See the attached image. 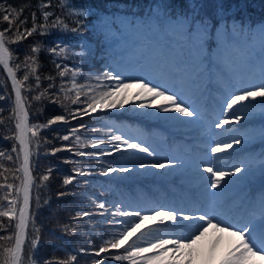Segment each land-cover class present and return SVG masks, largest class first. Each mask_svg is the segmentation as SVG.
<instances>
[{"label": "trees", "instance_id": "obj_1", "mask_svg": "<svg viewBox=\"0 0 264 264\" xmlns=\"http://www.w3.org/2000/svg\"><path fill=\"white\" fill-rule=\"evenodd\" d=\"M0 4L11 5L22 13L19 19L25 20V23L20 27V31L33 27V14L37 26L51 25L57 16L68 24V29L49 26L19 41H16L13 35L15 28L6 33L7 46L11 54L10 66L16 78L21 81V96L29 114V126L43 125L38 127L37 136L30 144V170L33 177L30 209L34 214L32 218L35 227L39 229L40 237L34 259L37 264H44L46 260L53 261V264L61 260L67 264H92L94 258L100 259V264H129L128 261L113 259L115 255L122 253L121 249H109L107 253L95 257V250L103 246L105 241L112 239L114 233H118L116 221H121L122 215L115 207L116 199L121 200L122 195L125 197L129 195L124 192L128 190L126 186L118 188L114 181L104 178L100 173L113 165L130 167L136 163L133 158L135 155L146 152L128 145L124 146V140L130 141V144L140 142L131 137V131L127 126L128 117L122 112L115 114L100 111L94 115L84 113L73 118V115L82 114L76 110L86 108V104L73 103L75 93L61 91L62 81L70 80L71 71L61 78L59 76L61 69L56 66L60 65L63 68L67 65L69 70L80 68L76 83L91 87L98 83H115L95 79L101 76L106 68L127 77V73H123L109 60V57L114 58L115 55L118 58L119 51L127 43L117 46L110 40H105L99 27L101 21L107 22L110 27L115 21L111 31L115 33L116 40L119 37L134 39L142 33L151 34L155 30L164 38L182 35V39L185 40L183 36L185 27L191 25L195 28L199 21L207 20L211 33L208 40L212 47H206L210 50L216 45L217 30H223L225 27L231 29L233 26L246 27L251 30L247 39L253 40L251 45L258 53L262 39L259 29L264 26V0H71V5L89 12L88 15L80 17L83 20L82 30L76 32L71 31L76 25L68 18L67 9L62 10L57 6L59 0H0ZM43 11L50 13L47 21L44 20ZM8 27V22L3 21L0 14V31ZM116 27L121 31L116 32ZM56 45L61 47L68 45L72 52H82L83 56L68 54L56 56L48 51ZM33 46L40 49L35 54L31 52ZM32 55L36 57L35 75H32L30 69L25 66L33 63L31 60H25L26 56ZM26 73L29 74L27 81L24 80ZM65 87H71V84L67 83ZM138 91L133 84L123 92H118L114 99L121 103L125 96L130 109L145 111L152 117L171 113L154 106L150 107L152 101L143 96H136L135 93ZM66 95L68 99H65ZM0 97H2L0 152L4 153V156L0 157V164L3 165L0 167V172L3 173L0 175V185L5 183L4 176L8 177V183L18 185L23 178V172L15 171L22 163V156L20 162L16 159L19 142L14 138L16 119L13 109L16 95L3 65H0ZM86 99L84 96L80 97L81 101ZM245 105L246 108L244 107L242 112H248L252 108L264 109V97L245 101ZM57 115H64L65 120L48 124V121ZM80 125L85 127L81 128ZM73 129L76 131L73 132ZM77 135L81 138L79 142L76 141ZM64 136H68L69 139L63 140ZM113 137L121 139L108 143ZM95 139L103 143L98 145L89 143ZM115 144H119L120 147L116 149ZM13 145L17 147L16 152L12 151ZM55 149L59 151H54ZM81 152L85 155L81 156L79 154ZM8 156H11L12 160H9ZM77 168L82 171L76 172ZM42 176L48 178L41 180ZM69 176H74L75 179L65 184V178ZM7 192L6 187L0 189V204L4 207H7V201L2 197ZM12 196L14 191L9 195V199ZM100 203L104 204V208L99 207ZM84 212L89 215L83 216ZM0 221L8 224L6 217H0ZM12 231V228H8L7 231L0 229V236L6 237ZM29 234L32 235L31 225ZM4 243L0 241V244ZM70 256L76 259L70 261L68 259Z\"/></svg>", "mask_w": 264, "mask_h": 264}, {"label": "snow or ice", "instance_id": "obj_2", "mask_svg": "<svg viewBox=\"0 0 264 264\" xmlns=\"http://www.w3.org/2000/svg\"><path fill=\"white\" fill-rule=\"evenodd\" d=\"M57 6L61 7L62 10L67 9L68 18L72 19L75 23L76 27L72 28L71 31L76 32L82 30L81 25L83 24V20L80 17L88 15L89 12L87 10L71 5V0H59ZM41 7L43 8L44 6L41 5ZM0 14H2V20L8 22L9 25L8 28L0 31V65H3L4 69L8 72L16 95L13 111L16 119L14 138L19 142L17 162H20V156L22 154V163H20V167L15 169V171L23 172L22 179L17 177V179H20L18 185L8 183L7 176H4L5 183L0 185V189L5 187L8 189V192L2 197L3 200L7 201V207L0 204V217H6L8 224L5 225L3 221H0V229L5 231L8 228L13 229L8 236H0V241L5 242L4 244H0V264H37L34 256L40 237L39 229L35 227V221L32 218L34 214L30 209L31 189L33 187V177L30 170V144L33 138L37 136L38 127H43V125L29 126V114L21 96V81L16 78L15 72L9 66L11 54L7 46L8 37L6 33H9L15 28L13 35L15 40L19 41L28 35H32L37 30H45L49 26L68 29V24L60 16H57L51 25L42 24L37 26L35 24V14H33V27L20 31V27L25 23V20L19 19V15L22 14L21 12H18L11 5L0 4ZM49 16L50 13L48 11H43L45 21L48 20ZM114 26L115 21L112 22L111 27ZM99 27L105 40L116 43L115 33L111 31V27L107 22L101 21ZM115 31L120 32L121 29L116 27ZM250 31L246 27L236 26H233L231 29L225 27L223 30H217L214 55L204 54L205 46L208 48L212 47L211 42L208 40L211 33L210 24L207 20L199 21L198 26L195 28L188 25L185 27L183 33L186 42L190 45L188 54L192 63L202 65L207 61L210 66L207 70L209 75H211L213 69L227 75L233 66V54L241 52L242 49H247V52L241 57V63L249 69L254 67L259 69L260 81L258 84L246 85L239 88L236 94H230V98H225L224 107L221 111L232 116L235 120L241 119L235 113L244 110L246 106L244 105L245 101L254 100L256 97H264V26H261L259 29L262 39L258 53L248 43L247 37ZM39 50L37 46L31 48V52L34 54ZM48 51L56 56L65 54L83 56L82 52H72L68 45H64L63 47L56 45L48 49ZM25 60H31L33 62L25 66L30 69L32 75H35L37 70L35 66V55L26 56ZM56 67L61 69L59 71L61 78L67 76L69 71H71L70 80L62 81L61 91L66 93L74 92L75 99L73 103L82 102L86 104V108L76 110L79 113L94 112L97 108L123 107V103H117L114 97H116L118 92H123L134 84L139 89L135 95L143 96L145 99L151 100L150 107L154 106L165 112L174 111L189 117L196 115L194 110L189 111L190 106H185L186 101L181 94L175 92L172 88L166 87L164 84H155L154 86L153 82L147 80L146 77L128 78L119 72L109 71L106 68L105 72L101 76L95 77V79L101 82L108 80L114 81L115 83H98L95 87H91L76 83V77L80 73V68L76 67L69 70L67 65H64L63 68L60 65ZM195 75L200 77L203 75V72L197 71ZM28 79L29 74L26 73L24 80L27 81ZM37 80H39L38 76ZM67 83H70L71 87H65ZM81 96L87 99L81 101ZM68 98L66 95L65 99ZM35 99H39V97H35ZM238 105L241 107L238 108ZM73 118H75V115H73ZM63 120H65L64 115H57L49 120L48 124ZM229 123L231 121L227 119L219 120L215 126L221 128L223 125ZM80 127L84 128L85 126L80 125ZM75 131L73 129V132ZM29 133H31V136H29ZM62 139L67 141L69 137L64 136ZM80 139V136L77 135L76 141L79 142ZM120 139V137H113L108 143H113V141ZM240 142L236 138H232V143L228 144L216 142L215 146L211 147V152L214 154L224 152L225 149L231 148L234 144H239ZM89 143L98 145L103 143V141L95 139L89 141ZM123 143L133 149H139L152 155V152L140 143H132L129 145L127 140H124ZM114 147L118 149L120 145L115 144ZM12 151H17L16 145H13ZM54 151H59V149H55ZM79 154L81 156L85 155L83 152ZM2 156H4V153L0 152V157ZM8 159L12 160V157L8 156ZM155 166L164 167L162 164ZM0 167H3V165L0 164ZM140 167L143 168L145 165L141 164ZM127 170L123 168L119 169V171ZM205 170L210 174L205 178V182L206 184H210L212 189H219L225 177H231L235 173L242 171L240 167L235 166L231 172L221 171L219 168L214 169L212 167H206ZM75 171L79 173L82 169L77 168ZM106 171L115 172L117 169L109 166ZM243 171L248 172L249 167L244 166ZM0 175H3V173L0 172ZM47 178V176H42L41 180H46ZM74 179V176H69L65 178L64 183L69 184ZM13 191L14 196L9 199V195ZM99 207L104 208V204L100 203ZM116 208L120 215L132 218L131 223L125 227L124 231L114 233L112 239L105 241L103 246L95 250V257H100L101 253H107L109 249H121L122 253L115 255L113 259L116 261H128L129 264H193V257L197 254V249L193 245L204 235L210 226L218 233L227 232L230 238L227 249L222 252L216 253L215 244L209 250L210 257L215 254L216 264H264V189L261 190L258 200L253 204L251 210L247 211V214L240 215L235 219L231 216L222 218L224 217V213L216 212L215 210L211 212L203 211L202 213L197 210L196 215L190 216L185 215L183 210H177L175 208L164 210L161 207L153 215H142L140 211L120 212V205H116ZM82 215L88 216L89 213L84 212ZM181 220L188 221L189 223L182 224ZM196 221H199V223H196ZM116 222L121 223L120 221ZM165 222L169 223L166 224ZM153 224L156 226H153ZM30 225L31 236L29 234ZM169 228H178L180 231H169ZM66 230L72 229L66 228ZM216 240L218 241L219 237ZM142 244L144 246H141ZM68 259L74 261L76 257L70 256ZM44 264H53V261L46 260ZM57 264H67V262L61 260L57 261ZM92 264H100V259L94 258Z\"/></svg>", "mask_w": 264, "mask_h": 264}, {"label": "rangeland", "instance_id": "obj_3", "mask_svg": "<svg viewBox=\"0 0 264 264\" xmlns=\"http://www.w3.org/2000/svg\"><path fill=\"white\" fill-rule=\"evenodd\" d=\"M127 38L128 37H119L115 45H124ZM184 41L182 40V35L171 36L166 40L156 32L150 37H136L132 39V41L129 39L127 42L128 46L123 47L119 52L120 62H123L124 65H128L129 71L130 69L137 71L149 81L156 84H164L166 87L174 89V91L181 94L186 101L185 106H190L189 111L194 110L196 115L189 117L176 112L180 115L176 120H171L167 116L151 119V116L145 111H142V113L144 112L146 115H142L139 111L130 109L128 100L125 96L121 100L123 107L104 108L116 113L122 112L123 114L135 116L137 121L135 123L128 122L127 126L141 137H139L140 142L146 143L149 150L153 149L152 155L148 153H139L135 155L133 158L136 160V163L130 168L113 166L112 168L117 169L115 172L117 174L108 172L107 176L114 181L116 187L119 188L128 183L130 184V188L134 190H138L134 185V181L138 182L140 180V183L144 185L150 178L154 179L158 177V179H154L151 184H160V190L166 192L168 191L167 187L171 185L168 179H174L173 184H177L179 188L184 186L175 181H180L177 175L179 172L190 170L192 174L205 180V178L210 175L205 170L206 167H212L214 169L219 168L221 171L225 172H231L234 166L240 167L242 169L241 172L235 173L231 177H225L224 181H222V186L219 187V189L213 190L217 194L222 187H226L229 185V182H232L234 186L227 195L231 196L233 194L235 195L239 188L245 184V186H247V206L251 209L253 204L258 200L261 190L264 189V179L259 183L258 187H255L253 183V180L258 176L261 175L264 177V135H262V133H264V110H253L252 108V110L244 114H240L239 111H237L235 114L240 116L241 119L235 120L232 116L223 113L221 109L224 107L225 98H230V94H236L239 88L246 85L257 84L260 76L259 71H257L255 75H252L250 71L245 70V66L241 63V57L243 56L242 49L241 52L233 54V66L232 69L228 71L227 75L216 73V70L213 69V75L216 74L214 76V88L210 81H198L195 71L198 69L199 65L192 63L188 54L190 45ZM117 61L119 60L111 58V62L114 64H119ZM185 68L188 70L186 71ZM203 77L204 76H202V79ZM211 107L213 108L212 113L209 111ZM237 107L239 108L241 106L238 105ZM247 109H249V106H247ZM91 112L89 111L86 113ZM81 115L83 114L77 115L75 118ZM209 116L212 118L209 119ZM224 119L231 121V123L217 128L215 126L216 123ZM189 120L196 122V125L193 128L194 131L188 135L184 134L189 130L185 129L183 127L184 125L178 127V129L169 126V128L176 133L174 137H169L175 142H179L180 140L178 145L171 146V144L160 142L159 136L162 138V132H164V129L161 127L170 124L171 121L184 124ZM146 123H148V129L144 125ZM141 125H143V127ZM150 133L157 138L160 145L159 148L150 141ZM193 136L199 137L201 141L194 140ZM232 138L239 139L241 142L239 144H234L231 148L225 149L224 152L215 154L211 152V147L215 146L216 142L228 144L232 143ZM190 139H192V142ZM190 144L192 146L191 148L183 149V147H189ZM197 145L204 148L195 149L194 147ZM178 146H181V148H178ZM178 149L183 150L178 151ZM229 159L230 161H228ZM184 161L189 162V164H187V167L181 168L179 164ZM141 164L145 165V167L141 168ZM157 164H162L164 167H156L155 165ZM244 166L249 167L248 172L243 171ZM122 168L128 170L119 171V169ZM167 169H173L174 172L171 174ZM141 171L146 172L142 174ZM131 172L136 174V178H127V175ZM159 172L162 177L157 176ZM164 177L167 179H164ZM148 184L150 185V183ZM190 185L192 186L193 184ZM126 187H128V185ZM204 188L210 189V184H206ZM124 192L127 193L128 191L124 190ZM127 194H129V192ZM136 195H140L139 198H142L139 202L136 200H129V195H127V197L122 195L121 200L118 198L116 199L115 207L116 205H120V212L140 211L142 215H153L155 211L161 209V207L156 204L155 198L150 192L148 193L146 189H143ZM126 203L134 205V208L127 209ZM235 204H237V201H235ZM163 209L168 210L169 208L163 207ZM179 210L186 211L185 209ZM131 219L132 218L128 216H122V218H120L121 223H118L116 226L118 232L124 231L125 227L131 223ZM153 226L156 225L153 224ZM168 230L180 231L178 228H169ZM203 236L204 238L202 241H196V243H198L196 247L197 254L193 257V264H216L215 254L210 257L209 250L214 244L216 253H220L227 249L230 240L228 233H216L212 237H210L209 234H204ZM217 237H219L218 241L216 240ZM141 246L144 245L142 244Z\"/></svg>", "mask_w": 264, "mask_h": 264}, {"label": "bare ground", "instance_id": "obj_4", "mask_svg": "<svg viewBox=\"0 0 264 264\" xmlns=\"http://www.w3.org/2000/svg\"><path fill=\"white\" fill-rule=\"evenodd\" d=\"M115 57H116V55H115ZM107 58H108V56H107ZM107 65H110V64H107ZM111 68V67H110ZM109 68V69H110ZM113 68V67H112ZM111 68V69H112ZM104 109V108H103ZM91 112V111H90ZM103 113V112H102ZM101 113V114H102ZM120 114V113H119ZM144 115H146V114H144ZM82 116V115H81ZM147 118V117H146ZM150 118V117H149ZM148 118V119H149ZM225 154V153H224ZM234 156V155H233ZM220 157H221V155H220ZM218 158V157H217ZM231 159V158H230ZM230 159L228 160V161H230ZM116 172V171H115ZM114 172V173H115ZM187 172V171H186ZM186 172H179L178 173V175H181V174H184V173H186ZM108 173V172H107ZM115 174H117V173H115ZM100 176V175H99ZM157 176H161L160 175V172L158 173V175ZM131 178V179H134V178H136V174L134 173V172H131L130 174H128L127 175V178ZM264 179V177H262L261 175L260 176H258L257 178H255L254 180H253V182L254 183H260L262 180ZM121 181H122V179H121ZM194 181H196V182H201L202 184H205V180H202L199 176H197V178H195L194 179ZM231 184H232V182H229V185L228 186H226V187H222L221 189H220V192H219V194L218 195H215L214 196V198H217V200H219V203H218V206H217V208H216V211H218V212H220V211H222V213H224V212H227L229 215H230V213H232L233 212V208L232 207H230V199L233 197V195H231V196H229V197H226V198H221V195L222 196H225L227 193H229V190H230V188H231ZM253 185V184H252ZM241 188H243V186L241 187ZM219 196V197H218ZM182 209H185L186 211H184V212H186V213H184L185 215H189V214H191V210H192V208H190V207H185V208H182ZM209 212H211V211H209ZM238 212L235 210V214H237ZM223 218V217H222ZM181 222L182 223H184V224H188L189 222L188 221H183V220H181ZM166 224H168L169 222H165ZM196 223H199V221H196ZM170 231V230H169ZM172 231H174V230H172ZM216 233H218V232H216L215 230H213L210 226L208 227V230L204 233V234H209L210 235V237H212L214 234H216ZM204 238V236H202V237H200V239L198 240V241H202V239ZM197 244L198 243H195L194 245H193V247L194 248H196L197 247Z\"/></svg>", "mask_w": 264, "mask_h": 264}, {"label": "water", "instance_id": "obj_5", "mask_svg": "<svg viewBox=\"0 0 264 264\" xmlns=\"http://www.w3.org/2000/svg\"><path fill=\"white\" fill-rule=\"evenodd\" d=\"M9 66H10V64H9ZM11 67V66H10ZM7 72V71H6ZM7 74H8V72H7ZM11 79V78H10ZM12 81V80H11ZM100 110L99 109H97L96 111H94V113L95 112H99ZM103 175H105V174H103Z\"/></svg>", "mask_w": 264, "mask_h": 264}]
</instances>
